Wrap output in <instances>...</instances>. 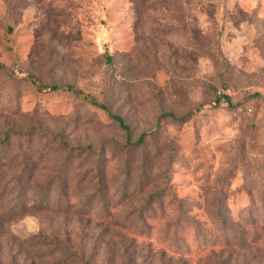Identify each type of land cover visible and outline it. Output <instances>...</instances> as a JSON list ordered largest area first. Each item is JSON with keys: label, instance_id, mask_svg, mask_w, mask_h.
<instances>
[{"label": "rangeland", "instance_id": "rangeland-1", "mask_svg": "<svg viewBox=\"0 0 264 264\" xmlns=\"http://www.w3.org/2000/svg\"><path fill=\"white\" fill-rule=\"evenodd\" d=\"M0 65V264H264V0H0Z\"/></svg>", "mask_w": 264, "mask_h": 264}, {"label": "trees", "instance_id": "trees-1", "mask_svg": "<svg viewBox=\"0 0 264 264\" xmlns=\"http://www.w3.org/2000/svg\"><path fill=\"white\" fill-rule=\"evenodd\" d=\"M0 69H5V68L2 65H0ZM49 89L53 92H55V91L69 92L76 97L82 98L87 103H89L90 105H92L96 108L106 110V106L103 105L101 102H99L95 97H93L90 94H86L84 91L77 89V88H74L72 86L53 85V86L49 87ZM222 103L230 104V98L227 95L215 96V99L213 101L214 108H218ZM200 110H203V107L197 108L196 110L193 111V113L199 112ZM169 116L172 117L171 115H168L167 117H169ZM113 119H115L119 123L120 127L126 131V133H127L126 145L127 146H139L143 143L144 138L147 134H143L137 142L132 143L130 141L129 127L127 126L125 120L123 118H121L120 116H114ZM26 135H28V133L15 132L12 130H8L6 133H4L2 136H0V145L1 146H7L11 136H26ZM50 136L53 137L52 135H50ZM54 138L55 139L58 138L60 143L65 148H67V144L65 143L62 136H54ZM76 150L78 152H82V151H85L86 149L77 147Z\"/></svg>", "mask_w": 264, "mask_h": 264}]
</instances>
